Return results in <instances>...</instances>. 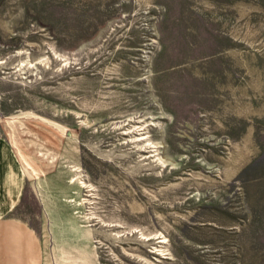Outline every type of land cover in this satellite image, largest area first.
<instances>
[{"label":"rangeland","instance_id":"rangeland-1","mask_svg":"<svg viewBox=\"0 0 264 264\" xmlns=\"http://www.w3.org/2000/svg\"><path fill=\"white\" fill-rule=\"evenodd\" d=\"M0 138L41 264H264V0H0Z\"/></svg>","mask_w":264,"mask_h":264},{"label":"crops","instance_id":"crops-1","mask_svg":"<svg viewBox=\"0 0 264 264\" xmlns=\"http://www.w3.org/2000/svg\"><path fill=\"white\" fill-rule=\"evenodd\" d=\"M18 163L0 138V264H41L39 238L25 223L8 216L17 189Z\"/></svg>","mask_w":264,"mask_h":264}]
</instances>
